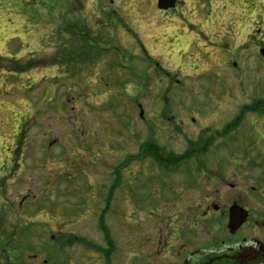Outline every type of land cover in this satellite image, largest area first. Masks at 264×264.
I'll use <instances>...</instances> for the list:
<instances>
[{"label": "rangeland", "instance_id": "obj_1", "mask_svg": "<svg viewBox=\"0 0 264 264\" xmlns=\"http://www.w3.org/2000/svg\"><path fill=\"white\" fill-rule=\"evenodd\" d=\"M8 1L0 3L4 56L0 58V230L1 242L9 241L15 248L1 252L0 264H82L83 258L87 264H104L106 252L93 253L82 239L106 244L95 221L97 211L107 208L104 202L113 174L108 160L113 158L116 177L138 175L147 166V179L156 180L161 169L150 161L131 162L123 168L124 154L114 151V156L107 149L127 145L128 151L136 153L131 142L140 132L150 139L153 132L138 115L142 109L148 119L162 110L185 120L174 128L163 121L156 130L163 155L177 157L188 152L190 138L205 134L208 123L213 129L208 134L222 128L229 132L228 122L238 117L243 105L261 106L264 0H186L188 16L181 20L189 23L187 29L182 28L183 22L158 17L151 0H123L119 6L109 0H88L83 10L77 7V17L68 24L84 21L91 30L90 39L84 31L65 33L62 13V22H47L38 4L29 13L33 16H22ZM96 3H102L100 7L109 14V31L98 28L104 23L98 15L105 12L98 11ZM180 33L185 49H177L175 36ZM96 45L100 47L78 49ZM211 115L213 119L208 118ZM219 115L225 116L222 123ZM191 116L200 121L192 122ZM253 119L248 115L237 131L216 141L229 146L263 141L247 131ZM22 125L23 129L29 126L24 137H18L19 145L12 144L17 143L15 135ZM256 128L264 136V126ZM233 148L220 152L225 163L227 158L240 157L238 147ZM241 152L245 157L246 150ZM184 171L182 166L170 174L177 179ZM155 184L148 181L146 188L149 238L156 237L153 228L161 219V214L151 212L153 206L169 194L157 193ZM174 184L179 187L178 181ZM93 189L99 197H94ZM120 189L114 191L111 202L108 199L112 211L103 221H108L116 244L114 263L127 264L128 256H133L127 253L126 239L131 236L124 221L127 216L133 225L139 213L132 214L134 222L129 210L124 213L126 200ZM178 208H165L168 220ZM17 231L29 249L12 242ZM133 233L132 237H138L137 230Z\"/></svg>", "mask_w": 264, "mask_h": 264}, {"label": "flooded vegetation", "instance_id": "obj_2", "mask_svg": "<svg viewBox=\"0 0 264 264\" xmlns=\"http://www.w3.org/2000/svg\"><path fill=\"white\" fill-rule=\"evenodd\" d=\"M4 1L8 0H0V3L4 5ZM22 1H8L11 5H14V8L16 7L17 15L33 16L29 13L33 10V6L35 7L38 4L48 17L47 22L56 20L62 22L64 16L65 33L76 34L84 31V35L88 39L91 38V30L87 29V24L84 21L82 23H85L86 26L80 21L77 24H68L69 20L77 17V7L83 10L88 0H25L26 3H22ZM122 1L117 0L116 4V0H109V3L119 6ZM151 1L152 4L155 3L156 5L158 17L164 16L167 19L183 22L181 23V25H184L182 28H189V23L181 20L184 15L188 16V12H185L188 8L186 0H176L175 5L167 9H160L158 0ZM101 4L96 3L98 11L105 12L106 8L100 7ZM25 5L27 7H24ZM65 6H67L66 10ZM19 9L25 10V12L20 13ZM112 11L113 13L117 12L116 9ZM60 13L63 14L61 19H59ZM107 16L109 14L106 12L103 16L98 15V18L104 22L98 24V28H106L109 31L111 20L109 18L108 21ZM50 17L53 19L51 20ZM182 36L181 33L177 37L175 36L177 49L186 48L183 47L182 42L180 43ZM0 42H2V36H0ZM97 47L100 46H79L78 49H95ZM3 57L0 52V58ZM255 104L243 105V108L238 112V117L235 116L231 119L232 122H228V126L231 128L229 132L222 128L218 132L215 131L214 134H208L209 129L213 130L212 125L208 123L204 128L207 129L204 131L205 134H201L199 140L190 138L187 146L188 152L177 155V157L168 154L163 155L161 151L163 146L155 136L156 130L157 127L162 128L163 121L174 128L173 125L183 123L185 120L174 116L171 111L164 112L162 110L155 111V117L148 119L147 116H144V110H140L139 117L143 120L144 125L150 129L149 131L153 132L149 133L150 139H146L144 134L140 132V137L131 142L137 148L136 153H131V150L128 151L127 145L121 148H108L107 153L114 151L118 155L123 153L124 158L120 163L123 168L131 162L150 161L153 166L161 167L160 173L155 176L156 180L147 179V172L150 171H148L147 166H144L140 169L138 175L126 174L117 175L116 177L113 158H110L108 161L113 174L105 197L107 201L104 202L107 208L103 207L102 210L97 211L95 221L96 231L103 237L106 244L99 246V243L82 239V241H86L82 245L87 249H91L93 253L104 254L106 252V258L101 260L104 264H116L114 263L116 244L110 235L108 221L103 220L112 211L113 205L111 206L109 201L111 202V199L114 198V191L122 188L120 193L126 200V206L125 203L123 205L124 213L129 210V218L132 221L135 219L132 214L136 211L139 213L138 221H133V225L127 221V216L124 221V229L131 236L126 239L129 247L127 253L131 252L133 256L132 258L128 256L127 264H264V136L256 128L259 127V124L264 126V103L259 107H256ZM248 115L254 119L250 122L247 131L259 135L263 138V141L258 140L246 144L237 141V145L232 146H229L231 143L216 141L222 138L224 134L229 135L237 131ZM208 118L213 119V116L211 115ZM218 118V122L222 123L221 121L225 119V116L219 115ZM189 119L192 122L200 121L194 116ZM19 122L21 121L19 120ZM28 127L26 126L23 129V125L19 126L15 135L17 143L12 144H20L18 137L21 135L23 138V134ZM108 127L110 128V126ZM108 137H110L109 132ZM233 147H238L240 157L237 154L234 158H227L228 163H225L220 152L235 149ZM241 150H246L245 157H242ZM212 157L214 159H211ZM182 166L185 168L184 174L177 179L173 178L174 175L170 173L178 171ZM117 171L121 172V170ZM164 172L166 173L164 174ZM237 175L238 180H235ZM148 181L156 183L157 193L163 192L166 194L169 191V194L164 196L165 199H162L158 205H154L155 210L151 211L153 214H161V219L153 228L156 232L155 238H149L146 232L148 215L146 211L148 205V202H146V188ZM175 181L179 183L178 188L175 187ZM1 183L0 174V188ZM136 188H138V192ZM93 190L97 194L94 197H99V191ZM173 192H177V194L174 195ZM136 198H138L137 203ZM167 206L180 207L177 215L172 220H168L170 215L165 211ZM86 209H89V207H86ZM86 209L82 211L84 212ZM231 213H238V224L234 229L229 224ZM137 224L139 228L135 227ZM136 230L138 231V237H132V235H135L133 231ZM13 231L11 230V233ZM17 233V236H13L12 242L21 243V247L25 246L29 249V243H23L21 240L24 238L19 239V231ZM53 238L54 236H52ZM78 238L75 236V239ZM1 239L2 232L0 230V255L1 252L10 250L9 247L14 250L15 245L13 243L9 241L4 243L1 242ZM65 243L63 241L62 246ZM35 257L36 255H33V258ZM80 262L87 264L85 258Z\"/></svg>", "mask_w": 264, "mask_h": 264}, {"label": "water", "instance_id": "obj_3", "mask_svg": "<svg viewBox=\"0 0 264 264\" xmlns=\"http://www.w3.org/2000/svg\"><path fill=\"white\" fill-rule=\"evenodd\" d=\"M176 0H158V7L160 9H167L175 5ZM261 54L264 56V47L261 48ZM230 227L234 229L238 224V213H231Z\"/></svg>", "mask_w": 264, "mask_h": 264}]
</instances>
